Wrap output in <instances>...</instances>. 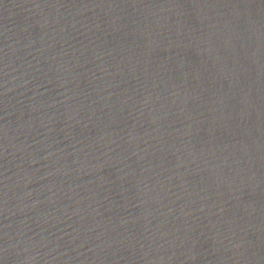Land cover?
<instances>
[{
	"label": "water",
	"instance_id": "95a60500",
	"mask_svg": "<svg viewBox=\"0 0 264 264\" xmlns=\"http://www.w3.org/2000/svg\"><path fill=\"white\" fill-rule=\"evenodd\" d=\"M0 264H264V0H0Z\"/></svg>",
	"mask_w": 264,
	"mask_h": 264
}]
</instances>
